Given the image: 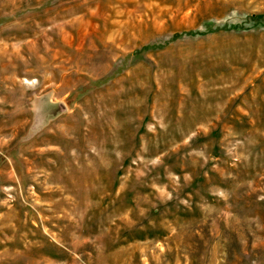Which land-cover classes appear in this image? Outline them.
I'll list each match as a JSON object with an SVG mask.
<instances>
[{
    "label": "rangeland",
    "instance_id": "rangeland-1",
    "mask_svg": "<svg viewBox=\"0 0 264 264\" xmlns=\"http://www.w3.org/2000/svg\"><path fill=\"white\" fill-rule=\"evenodd\" d=\"M0 264H264V0H0Z\"/></svg>",
    "mask_w": 264,
    "mask_h": 264
}]
</instances>
